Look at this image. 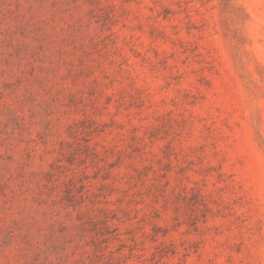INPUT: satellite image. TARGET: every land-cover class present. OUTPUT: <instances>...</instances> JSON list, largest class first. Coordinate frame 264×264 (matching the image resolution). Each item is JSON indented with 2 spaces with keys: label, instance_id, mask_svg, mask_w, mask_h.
Instances as JSON below:
<instances>
[{
  "label": "rangeland",
  "instance_id": "obj_1",
  "mask_svg": "<svg viewBox=\"0 0 264 264\" xmlns=\"http://www.w3.org/2000/svg\"><path fill=\"white\" fill-rule=\"evenodd\" d=\"M0 264H264V0H0Z\"/></svg>",
  "mask_w": 264,
  "mask_h": 264
}]
</instances>
